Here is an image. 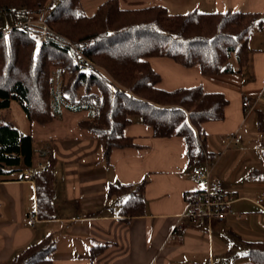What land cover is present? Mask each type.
<instances>
[{
	"label": "trees",
	"instance_id": "trees-1",
	"mask_svg": "<svg viewBox=\"0 0 264 264\" xmlns=\"http://www.w3.org/2000/svg\"><path fill=\"white\" fill-rule=\"evenodd\" d=\"M49 1L0 0V11L40 15ZM81 1L60 0L47 7L43 25L23 23L0 30V110L15 102L30 124L41 126L60 120L63 112L82 114L76 125L98 140L105 162L112 150L136 146L123 130L137 117L154 137H183L191 166L208 162L213 153L201 124L223 119L227 99L200 85L159 88L160 76L147 58L168 57L186 67L198 65L203 76H215L234 71V56L240 71L250 58L252 29L264 26L262 15L197 9L171 13L161 3L123 8L119 0H105L85 15L79 11ZM81 45L83 54L102 70L81 69ZM52 142L36 145L13 122L0 123V180L21 174L24 166L45 165L34 173L35 209L41 220L55 217ZM254 172L264 180V168ZM145 184L143 178L107 186V195L119 204L117 216L128 221L145 214ZM103 247H92L91 257ZM53 249L47 235L2 264H56ZM245 256L253 264H264V239L248 242Z\"/></svg>",
	"mask_w": 264,
	"mask_h": 264
},
{
	"label": "crops",
	"instance_id": "crops-1",
	"mask_svg": "<svg viewBox=\"0 0 264 264\" xmlns=\"http://www.w3.org/2000/svg\"><path fill=\"white\" fill-rule=\"evenodd\" d=\"M152 3L163 4L171 13L238 10L257 12L264 18V0ZM248 46L250 58L242 70L238 71L232 58L234 71L215 76H203L198 65L186 67L168 57L147 58L160 76L159 88L200 85L203 91L221 92L227 99L223 119L201 124L207 148L213 153L208 162L191 166L183 137H154L150 126L133 117L123 132L136 146L112 150L108 162L98 140L80 127L75 131L76 123L68 131L74 134L53 139L52 219L30 221L35 209L34 183L21 181L20 172L0 180V264L47 235L54 241L51 257L56 264H253L245 256L247 244L264 233V203L254 202L264 192V180L254 172L263 169L255 167L262 163L259 153L263 158L264 139L259 143L255 137L264 134V103L246 112L241 95H264V26L252 29ZM233 134L241 135L239 142H228L226 137ZM194 167L209 169L234 194L231 212L222 221H194L182 215L186 198L200 187L192 177ZM247 171L252 177L244 179ZM143 178L145 214L123 220L111 206L107 186L135 184ZM255 207L261 209L258 215ZM227 232L241 244L237 254L215 236ZM94 246L104 247L91 257Z\"/></svg>",
	"mask_w": 264,
	"mask_h": 264
},
{
	"label": "rangeland",
	"instance_id": "rangeland-1",
	"mask_svg": "<svg viewBox=\"0 0 264 264\" xmlns=\"http://www.w3.org/2000/svg\"><path fill=\"white\" fill-rule=\"evenodd\" d=\"M60 0H51L48 2L47 7L53 6L56 3H58ZM105 0H82L81 5L79 7V11L82 14L85 15H91L98 4L103 2ZM153 0H119V5L123 8H138L143 7L149 4H152ZM45 7L43 9V12L40 15H31V14H25L22 10H16L15 12H1L0 11V30L7 31L10 27L13 25H21L23 23H31V24H40L43 25V19L45 15L48 13V9ZM234 58V56H231V59ZM95 64V68H101L98 63L93 61ZM102 70V68H101ZM106 72V71H105ZM82 114H76V113H68L63 112L61 120H57L53 123H50L45 126H41L38 124H30L25 116L19 105L15 102H12L10 108L0 110V123L3 122V120L11 121L20 128L23 132L29 133L33 136L35 144H39L45 141H49L50 139L54 138H62L65 135H71L74 134L75 131L80 130L77 125L73 126L74 123L78 121V119ZM72 124V125H71ZM75 127L72 132L70 127ZM59 129L61 130H58ZM67 129V130H66ZM85 131V130H84ZM86 132V131H85ZM88 133V132H86ZM256 140H259V143H262V139H264V134L258 133L255 137ZM231 148H234V145L231 146ZM259 158L262 159L261 165L255 168H264V159L261 156V153H259ZM204 165V164H202ZM244 179H249L252 176L250 175L249 171L243 173L242 176ZM256 198V197H255ZM108 199V197H107ZM111 206L114 210H117L119 207L118 202L116 201L115 197H111ZM255 213L258 215V207L253 208ZM262 221L264 223V218H262ZM219 241H221L223 244H225V248H231L234 251V254H237L241 250V244L238 242L234 236L230 233H220L218 235H215ZM264 239V233L255 239L252 240H263ZM243 254V253H241ZM226 256V254H225ZM230 260V258H228Z\"/></svg>",
	"mask_w": 264,
	"mask_h": 264
},
{
	"label": "built area",
	"instance_id": "built-area-1",
	"mask_svg": "<svg viewBox=\"0 0 264 264\" xmlns=\"http://www.w3.org/2000/svg\"><path fill=\"white\" fill-rule=\"evenodd\" d=\"M83 49H85L84 45L77 47L81 69L95 68L94 62L83 54ZM260 103H264V95L261 92L241 95V105L246 112L255 110ZM226 139L229 143H237L240 141L241 135H229ZM44 167L43 163H38L36 167L24 166L20 174L21 181L34 183L36 169ZM192 177L200 183V187L192 190L186 198V209L182 215L194 221L201 220L208 223L222 221L231 212V204L235 199L234 194L224 187L219 178L213 177L209 169L194 167ZM254 202L263 206L264 192L259 194ZM29 219L31 222L38 219L36 209L30 214Z\"/></svg>",
	"mask_w": 264,
	"mask_h": 264
}]
</instances>
